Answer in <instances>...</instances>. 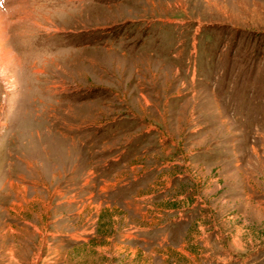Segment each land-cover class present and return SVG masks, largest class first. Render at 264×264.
I'll return each mask as SVG.
<instances>
[{"label":"rangeland","instance_id":"374dc122","mask_svg":"<svg viewBox=\"0 0 264 264\" xmlns=\"http://www.w3.org/2000/svg\"><path fill=\"white\" fill-rule=\"evenodd\" d=\"M5 38L0 264H264V0H0Z\"/></svg>","mask_w":264,"mask_h":264},{"label":"bare ground","instance_id":"6f19581e","mask_svg":"<svg viewBox=\"0 0 264 264\" xmlns=\"http://www.w3.org/2000/svg\"><path fill=\"white\" fill-rule=\"evenodd\" d=\"M5 40H6V38L3 39V41H0V54H1L0 55V60H2V62L4 61V63H6L8 65H11L12 64L11 62H13V60H16L15 59L16 56L14 57V55L11 53V51L3 49V45H4Z\"/></svg>","mask_w":264,"mask_h":264}]
</instances>
